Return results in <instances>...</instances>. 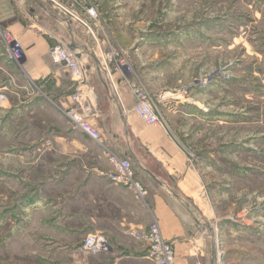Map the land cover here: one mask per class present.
I'll list each match as a JSON object with an SVG mask.
<instances>
[{
	"label": "rangeland",
	"instance_id": "1",
	"mask_svg": "<svg viewBox=\"0 0 264 264\" xmlns=\"http://www.w3.org/2000/svg\"><path fill=\"white\" fill-rule=\"evenodd\" d=\"M58 1L85 24L101 81L105 61L122 104L124 91L132 95L126 121L159 128L197 174L203 195L193 202L205 207L215 235L213 264H264V0ZM5 38L14 43L15 60ZM0 41L6 59L20 65L24 54L16 37L0 31ZM64 72L68 84L71 76ZM29 80L23 87L28 95L19 99L37 100L30 111L0 107V264H71L54 228L63 221L37 205L63 191L51 181L68 162L49 152L63 148L61 136L80 133L66 113L75 110L99 130L102 144L90 139L110 166L99 176L111 171L107 153L115 151L102 122L77 111L76 87L62 90L52 78ZM87 80L101 93L94 70ZM7 81L8 89L0 87L1 103L10 101L12 108L17 99L8 90L23 82L0 73V85ZM128 86L145 94L156 125L133 114L137 100ZM78 164L96 166L93 158Z\"/></svg>",
	"mask_w": 264,
	"mask_h": 264
},
{
	"label": "crops",
	"instance_id": "2",
	"mask_svg": "<svg viewBox=\"0 0 264 264\" xmlns=\"http://www.w3.org/2000/svg\"><path fill=\"white\" fill-rule=\"evenodd\" d=\"M0 31L12 33L24 54L20 65L8 61L0 41V73L5 78L14 75L24 84L19 82L17 87L8 90L17 100L12 108L10 101L1 103V110L30 111L33 108L34 104H30L35 100L33 97L19 99L21 94L28 95L27 88L23 87L29 79L52 78L54 86L62 90L76 87L77 111L102 122L107 129L104 133L108 145L130 161L135 178L146 189V196L140 199L126 188L99 176L98 171H107L110 166L84 133L58 138L63 148L49 154L52 157L59 154L68 163L51 184L63 191L59 197L43 199L37 205L42 206L44 212L54 211L50 217L63 221L59 229L58 224L54 228L64 238L62 243L66 251L63 252L71 264H151L145 258L146 243L134 235L145 233L153 221L158 223L163 239L172 244L176 264H212L215 235L208 224L205 207L201 209L193 202L203 195L197 174L189 169L186 158L159 128L146 127L135 119L126 121V115L106 86V79L101 81L99 60L89 49L90 39L85 27L45 0H0ZM59 44L76 52L85 67V75L95 71L101 93L96 94L89 84L88 74L81 85L70 77L66 79L68 84L64 83L62 74L66 73L59 71V65L56 66L48 55L49 49ZM8 85L7 81L0 87L8 89ZM123 97V107L130 108L132 95L124 91ZM18 134L13 135V139ZM29 138L35 141L31 135ZM83 158H93L96 166L88 165L93 168L87 170L86 166L78 164ZM53 203L57 207L49 210ZM89 234L105 237L109 250L98 255L82 253L81 245ZM51 238L56 237L52 235Z\"/></svg>",
	"mask_w": 264,
	"mask_h": 264
},
{
	"label": "built area",
	"instance_id": "3",
	"mask_svg": "<svg viewBox=\"0 0 264 264\" xmlns=\"http://www.w3.org/2000/svg\"><path fill=\"white\" fill-rule=\"evenodd\" d=\"M51 2L56 4L58 9H60L62 13L68 15L72 19L79 21L85 27V24H83L79 19H77L68 8L63 5H60L59 3H57L56 0H51ZM89 13L90 15L94 14L93 11H89ZM7 39L5 38V41H7ZM12 43V39H9V42H5L6 51L8 52L9 56L15 60V54L12 50H10V47L14 45V43ZM50 55L53 61L59 64L71 76L72 80H74L78 85H81L86 81V75L81 69L82 64L80 63V61H78V59H76L66 49L62 48L60 44L50 49ZM100 65L102 72L104 73V75H106L105 79H107L108 83H111L113 77L111 70L109 69L105 61H103ZM119 68L124 71L123 75L129 74L128 67L127 65H125L124 62H119ZM113 82L115 89L119 91L116 82L114 80ZM125 82L126 85H128V82L126 80ZM128 87L129 90L132 92L134 98L137 100V104L134 107L133 114L139 116L140 119L142 121H145L146 124L156 125L157 117L148 106V100L145 94H142L141 92L135 90L134 88H132V86ZM0 96L1 100H3V96L1 94ZM77 97L78 95H76L73 100H76ZM118 103L120 104L119 99ZM123 113H126L125 109H123ZM66 117L72 123L75 129L86 134L98 145L102 144L99 130L91 123L87 122L86 119L82 118L75 110H70L68 113H66ZM107 157L108 162L111 165V171L101 175H103L111 184L124 187L138 198L143 199L146 196V189L135 178L130 161L121 157L113 151H108ZM134 237L141 239L146 243L147 246L145 258L151 264H176L173 246L171 243L163 239L158 223L156 221H153L149 225L145 233H135ZM80 249L85 255H98L106 253L109 250V243L107 239L103 236L89 234L84 238Z\"/></svg>",
	"mask_w": 264,
	"mask_h": 264
},
{
	"label": "bare ground",
	"instance_id": "4",
	"mask_svg": "<svg viewBox=\"0 0 264 264\" xmlns=\"http://www.w3.org/2000/svg\"><path fill=\"white\" fill-rule=\"evenodd\" d=\"M45 1H47V2H49V3H53V2H51V0H45ZM54 4V3H53ZM54 5H56V4H54ZM67 17V16H66ZM82 25V24H81ZM83 27H84V25H83ZM61 47L62 48H64V49H66L68 52H70L75 58L77 57V55H76V52L75 51H72V50H70V49H68L66 46H63V45H61ZM76 59H78V58H76ZM79 61V60H78ZM81 63V62H80ZM98 66H99V63H98ZM121 66V65H120ZM81 69L83 70V73L85 74V67L83 66V65H81ZM105 82H106V86H107V88L109 89L110 88V90L113 92V94H112V97L114 98V100H116V102H117V104L120 106V108L122 109V111H123V109H124V107H123V104H122V102H121V99H120V96H119V93H118V91L115 89V86H114V82H113V80L111 81V83H108V81H106V80H104ZM83 89V88H82ZM118 99H119V101H120V104L118 103ZM0 100H1V96H0ZM1 103V102H0ZM3 105V104H2ZM123 115H124V113H123Z\"/></svg>",
	"mask_w": 264,
	"mask_h": 264
},
{
	"label": "water",
	"instance_id": "5",
	"mask_svg": "<svg viewBox=\"0 0 264 264\" xmlns=\"http://www.w3.org/2000/svg\"><path fill=\"white\" fill-rule=\"evenodd\" d=\"M105 86V85H104ZM106 87V86H105ZM212 264H213V261H212Z\"/></svg>",
	"mask_w": 264,
	"mask_h": 264
}]
</instances>
